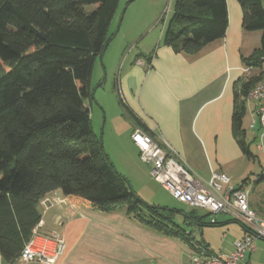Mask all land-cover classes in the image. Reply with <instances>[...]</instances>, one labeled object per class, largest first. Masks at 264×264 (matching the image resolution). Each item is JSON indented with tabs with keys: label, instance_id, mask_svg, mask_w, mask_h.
I'll return each instance as SVG.
<instances>
[{
	"label": "trees",
	"instance_id": "obj_1",
	"mask_svg": "<svg viewBox=\"0 0 264 264\" xmlns=\"http://www.w3.org/2000/svg\"><path fill=\"white\" fill-rule=\"evenodd\" d=\"M262 1L238 0L243 29L260 31L259 48L242 60L260 72L243 82L234 97L233 133L243 150L240 98L264 72ZM89 5L94 8L88 10ZM118 5L119 0H0V254L8 264L17 261L41 219L39 201L54 190L80 196L105 212L125 210L163 233L182 237L194 249L207 247L177 225L173 214L197 225L218 224L205 223L194 212L146 203L93 130L91 76L114 35L109 29ZM226 26L225 0H175L162 43L196 54L223 37ZM262 180L264 167L253 184Z\"/></svg>",
	"mask_w": 264,
	"mask_h": 264
},
{
	"label": "crops",
	"instance_id": "obj_2",
	"mask_svg": "<svg viewBox=\"0 0 264 264\" xmlns=\"http://www.w3.org/2000/svg\"><path fill=\"white\" fill-rule=\"evenodd\" d=\"M158 1L149 0L154 4ZM225 1L227 26L223 37L209 42L196 54L177 52L162 43L167 24L157 32L152 31L151 22L145 26L126 24L123 37L126 45L134 47L135 53L129 56L127 50L122 55L115 86L121 115L128 122L119 128L111 125L109 138L118 136L122 139V145L126 144L123 147L126 154L138 162L139 151L130 136L135 128H141L154 139L166 142L201 178L207 180L213 172H222L237 187L243 180H253L264 167L261 156L251 149V143L261 139L262 134L258 123L253 130L249 129L255 117L256 101L247 95L240 96L244 105L239 129L244 133L246 150L235 138L232 123L235 91L240 93L243 82L260 72L259 69L245 67L242 61L243 57L259 48L260 31L244 30L240 3L238 0ZM144 9L141 14H148V9ZM118 14L117 10L110 24L109 32H114V35L109 43L119 34V26H114ZM141 33L144 35L140 36ZM115 44L117 49L120 43ZM263 79L264 72L257 83ZM98 105L103 108L101 103ZM245 122L251 131L249 134H246ZM258 146L259 143L256 149L264 157V151ZM104 149L117 166L105 142ZM45 197L50 202L55 197L64 198V202L49 205H44L41 199L37 205L41 215L39 233L50 235L58 232L65 240L64 254L56 264H187L195 250L182 237L163 233L135 219L125 210L105 212L80 196H64L59 190L51 191ZM248 202L257 216L264 219V180L253 184ZM183 213L188 214L189 211ZM193 215L202 216L195 211ZM216 219L218 224L215 227L229 229L238 225L240 231L235 235L236 240L245 235L246 230L241 223L228 214H219ZM182 220L199 229V239L209 253L224 257L233 250L234 243L225 252L216 253L203 236L206 224L197 225L186 217ZM191 237L194 236L191 234ZM253 245L254 249L246 254L241 264H264L262 242L255 239ZM0 264H8L1 254ZM12 264L44 263L20 262L17 259Z\"/></svg>",
	"mask_w": 264,
	"mask_h": 264
},
{
	"label": "built area",
	"instance_id": "obj_3",
	"mask_svg": "<svg viewBox=\"0 0 264 264\" xmlns=\"http://www.w3.org/2000/svg\"><path fill=\"white\" fill-rule=\"evenodd\" d=\"M247 97L256 101L255 117L249 128L254 129L258 123L264 136V79L252 87ZM139 151V159L149 166L150 177L159 183L174 199L190 208H202L211 214L210 223H216V215L228 214L238 220L246 229L245 235L234 242V248L222 257L209 253L197 245L187 264H241L248 252L254 249L255 239H264V219L257 216L249 206L248 193L253 180L241 182L234 187L229 177L222 172H213L206 180L188 166L166 142L154 139L141 128H135L130 136ZM259 150L264 151L262 142ZM64 198L55 197L50 202L42 198L44 205L59 204ZM41 222L32 230L28 241L19 254L20 262L36 261L44 264H56L65 251V240L62 234L53 232L50 235L39 233Z\"/></svg>",
	"mask_w": 264,
	"mask_h": 264
},
{
	"label": "rangeland",
	"instance_id": "obj_4",
	"mask_svg": "<svg viewBox=\"0 0 264 264\" xmlns=\"http://www.w3.org/2000/svg\"><path fill=\"white\" fill-rule=\"evenodd\" d=\"M174 4L175 0H159L158 3L155 4L149 2V0H119L117 10L120 14H118L119 16L114 24L117 28L119 26V34L110 43H108L101 55V58H97L95 61L91 76V88L94 89L96 86L99 87L94 89L96 90V93L94 94L95 98L89 107L90 117L93 129L97 132L95 133L96 136L101 138L103 148L104 142L106 147L110 148L112 158L115 160L117 165L115 166L116 169L118 171L120 170L119 172H122V175L125 174L124 177L128 176L131 186L136 190L141 198L149 203H154L168 209L175 208L177 210H181L182 212L189 211V213L195 211L198 215L204 216L203 221L209 224L211 214H205L207 212L202 208L192 209L188 205L174 199L161 187L159 183L150 177L149 166L147 164L143 163L141 160L134 162V160L126 154V150L123 149V147H126V144L122 145V139L118 138V136H115L114 139L109 138V129L111 125L115 126V128H119L124 126L127 121L126 118L121 115L122 111L120 105L118 104V94L115 86L118 71L120 65H122V55L125 54L127 50L129 52L126 54L129 56L135 53L134 47L131 44L126 45V38L123 37L126 24L145 26V24L151 22V24H153V27L151 26L152 31L154 29V32H157L163 25L168 24L170 21L174 13ZM151 7L152 11L148 12ZM92 8H94V5L87 6L88 10ZM144 8L148 9L146 10L148 14L145 13V15H142L141 11H145ZM143 35L144 33L140 34V36ZM148 37L149 36H147L146 39H148ZM115 43H120L117 49L114 48L116 47ZM100 83L101 85H99ZM99 103L103 105L102 109L98 105ZM244 127L246 128V134H249L251 132L250 130H253L250 128V130H248L246 122ZM161 142L163 143V141ZM261 142L264 147L263 138L262 140L258 139L252 142L251 149L254 151L256 150L258 152L257 155L261 156L262 164L264 162L263 154L256 149V144ZM217 216L218 215H216V217ZM182 218V215L178 213L173 214L174 221L179 223L185 229L192 231L194 238L199 239V229L184 223ZM204 228L206 229L204 230L203 236L208 240L210 246L212 247L211 249H213L216 253L221 251L225 252L229 245L234 243L236 240L235 235L240 231L238 225H232L229 229H226L222 226L215 227L206 224ZM260 241L262 242L263 252L261 254V258L263 259L264 240L260 239Z\"/></svg>",
	"mask_w": 264,
	"mask_h": 264
},
{
	"label": "water",
	"instance_id": "obj_5",
	"mask_svg": "<svg viewBox=\"0 0 264 264\" xmlns=\"http://www.w3.org/2000/svg\"><path fill=\"white\" fill-rule=\"evenodd\" d=\"M101 58V55L99 56V59Z\"/></svg>",
	"mask_w": 264,
	"mask_h": 264
}]
</instances>
